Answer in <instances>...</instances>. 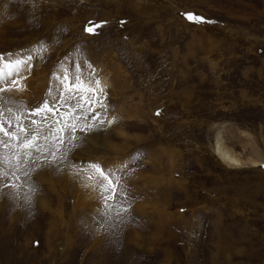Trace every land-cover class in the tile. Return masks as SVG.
<instances>
[{
    "label": "rangeland",
    "instance_id": "obj_1",
    "mask_svg": "<svg viewBox=\"0 0 264 264\" xmlns=\"http://www.w3.org/2000/svg\"><path fill=\"white\" fill-rule=\"evenodd\" d=\"M0 54L5 75L31 56L23 86L0 83V116L42 147L30 178L0 187V264H264V0H0ZM103 73V124L85 105L61 144L51 113L27 119L53 96L83 103L65 75ZM217 132L240 167L214 155ZM3 139L11 173L24 150ZM93 164L118 172L123 200L101 199Z\"/></svg>",
    "mask_w": 264,
    "mask_h": 264
},
{
    "label": "snow or ice",
    "instance_id": "obj_2",
    "mask_svg": "<svg viewBox=\"0 0 264 264\" xmlns=\"http://www.w3.org/2000/svg\"><path fill=\"white\" fill-rule=\"evenodd\" d=\"M187 18L190 21H193L195 23H211V21H205L204 18L195 16L192 14H188ZM106 22H101L100 24H93L91 21L89 24L91 26H86L85 31L88 33H91L93 35L97 34V29L102 28ZM126 23V21L121 22ZM31 56L24 58L21 57L20 59H17L15 61H8L5 65L7 68L10 69V71L7 72L5 75L4 67H0V83H3L7 78L14 77L11 79L12 84H16L18 79H24L23 76H21V69L22 66L27 65L28 70H31ZM0 64H3V55L0 54ZM59 79V77H57ZM97 84H99V80L96 81ZM62 89L71 93H80L82 91H85L83 88L82 81L79 77H77V80L75 82H70L69 77L65 75L63 79L61 80ZM87 91H90L93 93L92 96H81L80 100L83 102L82 104H76V105H70L66 104L65 101L69 99L70 97H65L63 94H61L59 100L55 96L51 97V102L46 100L40 107L31 109L29 111V114L27 116V119L31 120V123L33 125H36L37 122L44 123L47 121L48 114L51 113L54 117V123L59 125L61 122H63V128L56 127L54 129H50V132H54L59 135H54L53 139L59 140L61 144H63L64 141V132L68 131L71 133H75L77 131V126L75 124L68 123L69 120L73 119V116L78 117L79 115L83 114L84 112V106L87 105V111L89 113H95L91 118L93 121H98L99 124H103V119L101 118V113L96 112L95 109L99 107L102 111H105L107 108V105L104 103V97L100 95V93L96 92L94 89H91L90 87L86 89ZM5 91V89L0 88V92ZM102 91V90H101ZM95 97V98H93ZM66 108V111H61V108ZM79 109L80 111H77ZM159 114V113H158ZM17 125L15 126L16 130L9 131L5 128V121L0 116V145L7 147L8 144L5 143L4 137H9L10 140H17L19 141V147H21L24 151L22 155H18L16 157V164L12 165V167L15 169L11 173L9 172H3L0 173V187H4L5 189L9 187H14V184H9L10 180H18L19 175L17 173L23 174L25 177L30 178V170L27 167H24L25 163H31L35 164L36 160L41 159L40 155H34L41 154L42 153V147L39 144H35L34 142L37 140V134H32L29 136V133L23 123L21 122V118L17 116ZM112 121H109V124H111ZM13 126L9 123V128H12ZM92 125H84L80 128V131L84 132L85 134L93 131ZM39 131V130H38ZM20 137H23V139H20ZM45 139H48V136L45 135ZM52 160H48L47 157L43 158V162L45 164H50L56 161V153L51 152L50 153ZM23 157H28V161H25ZM9 165H11V161L8 162ZM92 167H94L98 173V184H97V190L101 193V199H103L105 202L113 201V202H119L123 200L127 196V192L123 185L121 184V176L116 171L112 170H105L99 165L93 164ZM126 211V209H125Z\"/></svg>",
    "mask_w": 264,
    "mask_h": 264
},
{
    "label": "bare ground",
    "instance_id": "obj_3",
    "mask_svg": "<svg viewBox=\"0 0 264 264\" xmlns=\"http://www.w3.org/2000/svg\"><path fill=\"white\" fill-rule=\"evenodd\" d=\"M27 67L28 66H26V65L22 66L21 74L24 76H25V73L28 69ZM108 76L109 75L107 73H103L98 78L99 84L92 85V84L84 83L83 88L85 89V91H87L86 89H88L90 87L91 89H94L96 92L100 93L101 89H103V87L109 81ZM17 83L20 84L19 81ZM20 85L23 86L22 83ZM85 91L80 92L81 93L80 95L83 96V95L90 92V91H87V92H85ZM88 96H90V95L88 94ZM213 153L223 164H225L227 166L240 167L242 165V161L239 159L237 154L234 153V151L231 150V148L226 146L224 139H223V136L220 134V132H217L215 135L214 143H213ZM253 163L258 164L259 162L254 161Z\"/></svg>",
    "mask_w": 264,
    "mask_h": 264
}]
</instances>
